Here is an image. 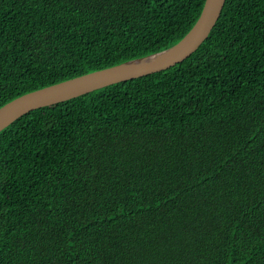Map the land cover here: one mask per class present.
Returning a JSON list of instances; mask_svg holds the SVG:
<instances>
[{"label":"trees","instance_id":"trees-1","mask_svg":"<svg viewBox=\"0 0 264 264\" xmlns=\"http://www.w3.org/2000/svg\"><path fill=\"white\" fill-rule=\"evenodd\" d=\"M206 0H0V108L178 44ZM0 264H264V0L169 70L0 132Z\"/></svg>","mask_w":264,"mask_h":264},{"label":"water","instance_id":"water-1","mask_svg":"<svg viewBox=\"0 0 264 264\" xmlns=\"http://www.w3.org/2000/svg\"><path fill=\"white\" fill-rule=\"evenodd\" d=\"M226 0H206L200 18L175 46L161 53L82 75L25 94L0 108V132L38 109L64 103L95 91L160 73L192 56L209 38Z\"/></svg>","mask_w":264,"mask_h":264}]
</instances>
